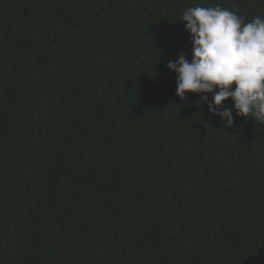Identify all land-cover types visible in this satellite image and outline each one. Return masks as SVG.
<instances>
[{
  "label": "trees",
  "instance_id": "1",
  "mask_svg": "<svg viewBox=\"0 0 264 264\" xmlns=\"http://www.w3.org/2000/svg\"><path fill=\"white\" fill-rule=\"evenodd\" d=\"M216 4L264 16L0 0V264H264V123L224 126L167 67L191 60L183 11Z\"/></svg>",
  "mask_w": 264,
  "mask_h": 264
},
{
  "label": "clouds",
  "instance_id": "2",
  "mask_svg": "<svg viewBox=\"0 0 264 264\" xmlns=\"http://www.w3.org/2000/svg\"><path fill=\"white\" fill-rule=\"evenodd\" d=\"M181 22H186L185 30L191 34V60L181 52L175 61H167L177 74L180 100L190 92L200 94L208 111L226 127L234 124L233 110L264 123V16L245 22L235 10L216 4L187 7ZM229 98L233 108L223 107Z\"/></svg>",
  "mask_w": 264,
  "mask_h": 264
}]
</instances>
